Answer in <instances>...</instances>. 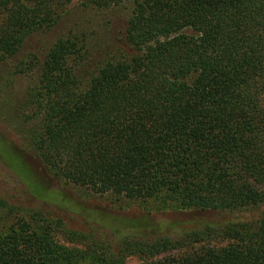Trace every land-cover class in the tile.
Wrapping results in <instances>:
<instances>
[{
  "label": "trees",
  "instance_id": "1",
  "mask_svg": "<svg viewBox=\"0 0 264 264\" xmlns=\"http://www.w3.org/2000/svg\"><path fill=\"white\" fill-rule=\"evenodd\" d=\"M81 3L126 6L120 39L100 60L70 30L25 54L13 72L36 70V81L15 122L0 113V134L65 185L107 195L120 210L142 204L145 215L100 221L104 239L82 251L55 235H88L0 196V264H125L159 254L143 264H264V0ZM69 4L0 0V63L54 28ZM186 210L218 217L177 234L147 221ZM206 239L221 243L172 253Z\"/></svg>",
  "mask_w": 264,
  "mask_h": 264
},
{
  "label": "rangeland",
  "instance_id": "2",
  "mask_svg": "<svg viewBox=\"0 0 264 264\" xmlns=\"http://www.w3.org/2000/svg\"><path fill=\"white\" fill-rule=\"evenodd\" d=\"M67 8L68 11L54 28L50 31L31 34L17 55L0 63V113L9 122L17 120L19 105L26 97L28 87L36 81L37 77L36 70H30L27 73L13 72L14 65L19 59L29 52L39 50L43 42L48 44L70 30L79 33V37L87 43L89 57L100 60L103 52L120 39L129 11L124 5L107 8L84 6L81 0H70ZM0 125L2 126L1 122ZM0 196L19 205L21 209L38 208L51 216L59 217L66 229L88 235L85 239L78 241L69 240L59 233L55 235L61 245L75 247L82 251H89L91 239H104L102 227L98 226L100 221L111 224L121 218L128 219L130 222L141 220L145 215L139 208L142 204L131 202L127 208L120 210L112 207L110 197L107 195H93L81 187L65 185L63 181L47 174L38 159L30 154L16 151L1 134ZM17 215H24L28 218L27 213L17 212ZM217 217L218 215L210 211H168L149 215L147 221L150 225H155V223L161 226L170 225L169 232L177 234L195 226V221ZM120 225L125 228L124 221ZM204 241L176 249L172 253L178 255L200 247L203 243H221L219 239ZM164 255L166 254H159L150 259L140 255H130L126 258L125 264H143L164 257Z\"/></svg>",
  "mask_w": 264,
  "mask_h": 264
}]
</instances>
